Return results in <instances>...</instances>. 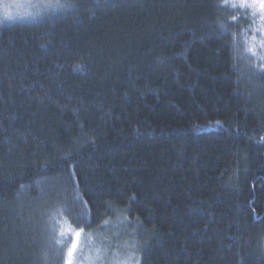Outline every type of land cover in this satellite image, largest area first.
<instances>
[{
    "label": "trees",
    "instance_id": "obj_1",
    "mask_svg": "<svg viewBox=\"0 0 264 264\" xmlns=\"http://www.w3.org/2000/svg\"><path fill=\"white\" fill-rule=\"evenodd\" d=\"M232 1L0 17V264H63L69 224L101 264H264V41Z\"/></svg>",
    "mask_w": 264,
    "mask_h": 264
},
{
    "label": "rangeland",
    "instance_id": "obj_2",
    "mask_svg": "<svg viewBox=\"0 0 264 264\" xmlns=\"http://www.w3.org/2000/svg\"><path fill=\"white\" fill-rule=\"evenodd\" d=\"M32 1V0H31ZM30 0H3L2 3H0V17L5 20H15L17 18H31L35 16V12H40L43 10V8L40 6L29 7ZM233 0L232 2H234ZM32 3V2H31ZM32 10L33 13H32ZM254 26V30H252V35H254V39L259 37L258 39H255L257 42L258 40L264 41V20H261L258 14H254L251 11V20ZM118 227H121V224L118 225ZM84 241V233L82 234L81 238V244ZM105 241H108L107 239ZM95 241L94 239L91 240V244H93ZM128 248H131L128 247ZM82 254L81 259L83 261V264H101L103 261V258L105 257L104 249L100 248L99 245L95 246H81ZM88 252V253H87ZM109 260L111 261L108 264H139L136 257H134L133 254H128L127 252H123L121 255H115L113 258L111 255H108ZM105 263V262H104ZM102 263V264H104ZM105 263V264H106Z\"/></svg>",
    "mask_w": 264,
    "mask_h": 264
},
{
    "label": "snow or ice",
    "instance_id": "obj_3",
    "mask_svg": "<svg viewBox=\"0 0 264 264\" xmlns=\"http://www.w3.org/2000/svg\"><path fill=\"white\" fill-rule=\"evenodd\" d=\"M231 6L249 9L254 14H258L261 20H264V0H235ZM83 233L84 229L82 227H73L69 224L67 228L69 241L66 246L62 247L61 252L63 264H83L81 259V238ZM59 235L64 237L65 230L61 229ZM56 243L62 244V240L57 239Z\"/></svg>",
    "mask_w": 264,
    "mask_h": 264
}]
</instances>
